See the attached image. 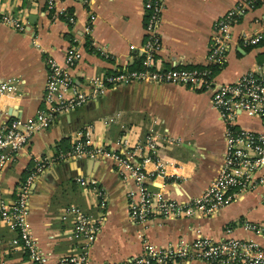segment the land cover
I'll return each instance as SVG.
<instances>
[{
	"label": "crops",
	"instance_id": "1",
	"mask_svg": "<svg viewBox=\"0 0 264 264\" xmlns=\"http://www.w3.org/2000/svg\"><path fill=\"white\" fill-rule=\"evenodd\" d=\"M240 0H164L162 46L157 59L164 68L207 64L214 25ZM59 10L75 17L70 23L46 10V0H0V12L18 18L24 30L0 22V129L14 121L35 119L43 107L47 59L63 63L76 46L80 58L70 68L76 84L124 69H139L146 40L144 0H61ZM91 16L95 21L90 22ZM264 26V1L246 11L232 28L233 45L224 63L214 67L216 82L231 84L249 72L264 74V40L245 47L244 33ZM236 126L264 130V122L240 115ZM94 144L129 154L131 164L147 174L148 190L164 198L190 200L202 194L222 168L227 151L226 124L212 104V92L184 86L134 83L109 90L66 114L53 118L29 144L8 156L0 171V204L12 205L21 182L37 163L46 161L30 187L28 221L40 250L56 262L79 250L75 220L67 212L78 206L101 227L90 252V264H122L156 249L199 235L215 240L261 237L246 231L244 221L264 222L263 191L247 194L212 216L153 218L134 222L128 214L133 180L124 179L111 160L78 158L62 161L80 132ZM155 142L157 154L149 148ZM149 158V160H147ZM263 169L257 172L260 177ZM96 181L103 196L79 179ZM229 231V232H228ZM16 232L0 219V264H33L22 247L12 245ZM179 264H206L183 261Z\"/></svg>",
	"mask_w": 264,
	"mask_h": 264
},
{
	"label": "built area",
	"instance_id": "2",
	"mask_svg": "<svg viewBox=\"0 0 264 264\" xmlns=\"http://www.w3.org/2000/svg\"><path fill=\"white\" fill-rule=\"evenodd\" d=\"M61 0H46V10L59 15L70 23L75 17L66 10H59ZM264 0H240L214 25V34L209 45L207 64L193 68H164L157 59L161 50V23L164 0H144L146 14V40L143 47V60L139 69H124L102 77L86 81L84 87L74 81L70 68L80 58L79 50L73 46L63 63L53 57L47 59L48 77L43 98V107L36 117L28 122L14 121L0 129V171L5 167L10 153L24 149L39 130L59 114H66L84 104L98 99L109 90L134 83H153L184 86L200 92H212V104L219 111L226 124L227 151L224 164L209 187L199 196L182 201L164 198L161 193L148 190L146 172L131 164V156L111 152L94 144L89 131L80 132L72 148L61 153L60 160L91 158L111 160L125 179L133 180L135 187L129 191L128 214L136 223L153 218L182 219L194 216H212L247 194L263 191L264 201V130L253 131L236 126L238 117L245 115L264 122V74L249 72L231 84L216 82L214 67L224 63L226 54L233 45L232 28L246 11L255 8ZM95 16H91L93 24ZM0 22L19 30L25 24L18 18L0 12ZM264 40V26L256 33H244L245 47L260 44ZM15 89L13 82L1 84L0 92ZM149 148L157 154L156 143L149 142ZM149 160V158L147 159ZM46 167L41 160L21 182L16 199L8 206L0 204V219L16 232L12 245L22 247L33 264H90V252L100 232L99 219L92 220L78 206H71L67 215L74 217V235L81 241L77 252L52 262L39 248L28 221V199L30 187L37 175ZM263 169L260 177L257 172ZM83 187H88L103 196L96 181L79 179ZM243 228L264 240V222L244 221ZM229 232V231H228ZM203 261L206 264H264V241L254 239L227 238L215 240L199 235L193 243L181 241L162 248L147 245L144 252L122 264H179Z\"/></svg>",
	"mask_w": 264,
	"mask_h": 264
},
{
	"label": "trees",
	"instance_id": "3",
	"mask_svg": "<svg viewBox=\"0 0 264 264\" xmlns=\"http://www.w3.org/2000/svg\"><path fill=\"white\" fill-rule=\"evenodd\" d=\"M140 68V67H139Z\"/></svg>",
	"mask_w": 264,
	"mask_h": 264
}]
</instances>
